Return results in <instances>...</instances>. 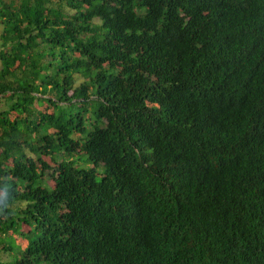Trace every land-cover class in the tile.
I'll return each instance as SVG.
<instances>
[{"label": "trees", "instance_id": "trees-1", "mask_svg": "<svg viewBox=\"0 0 264 264\" xmlns=\"http://www.w3.org/2000/svg\"><path fill=\"white\" fill-rule=\"evenodd\" d=\"M0 22V264H264V0Z\"/></svg>", "mask_w": 264, "mask_h": 264}, {"label": "clouds", "instance_id": "clouds-1", "mask_svg": "<svg viewBox=\"0 0 264 264\" xmlns=\"http://www.w3.org/2000/svg\"><path fill=\"white\" fill-rule=\"evenodd\" d=\"M0 24H1V22H0ZM2 25V24H1ZM1 32H2V28L0 27V35H1Z\"/></svg>", "mask_w": 264, "mask_h": 264}, {"label": "rangeland", "instance_id": "rangeland-1", "mask_svg": "<svg viewBox=\"0 0 264 264\" xmlns=\"http://www.w3.org/2000/svg\"><path fill=\"white\" fill-rule=\"evenodd\" d=\"M0 27L2 28V25L0 24Z\"/></svg>", "mask_w": 264, "mask_h": 264}]
</instances>
